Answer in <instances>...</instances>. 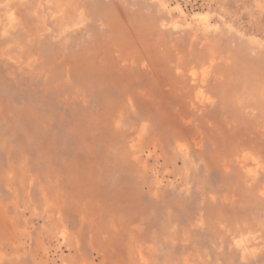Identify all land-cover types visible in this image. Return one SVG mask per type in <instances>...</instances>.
<instances>
[{
    "label": "rangeland",
    "instance_id": "obj_1",
    "mask_svg": "<svg viewBox=\"0 0 264 264\" xmlns=\"http://www.w3.org/2000/svg\"><path fill=\"white\" fill-rule=\"evenodd\" d=\"M0 264H264V0H0Z\"/></svg>",
    "mask_w": 264,
    "mask_h": 264
}]
</instances>
